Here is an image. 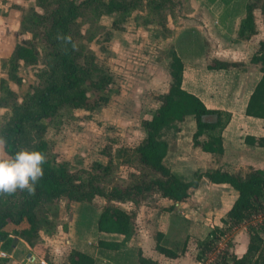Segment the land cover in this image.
<instances>
[{
	"label": "trees",
	"instance_id": "16d2710c",
	"mask_svg": "<svg viewBox=\"0 0 264 264\" xmlns=\"http://www.w3.org/2000/svg\"><path fill=\"white\" fill-rule=\"evenodd\" d=\"M143 1L35 0L41 10L30 8L23 12L20 29L43 37L49 60L46 63L43 84L22 102L17 101L14 93L4 84L5 80L0 79L1 89L9 95L7 98L4 96L3 100L6 102H1V105L9 102L12 107L10 117L0 125V136L6 140L3 148L6 158L22 148H27L43 152L46 160L42 165L44 175L36 183L33 192L29 193L26 189H17L12 193L0 192L2 247L11 242L14 236L23 239L29 246H34L38 242L41 229L45 233H53L56 224L52 222L53 218H49V213L56 214V201L61 197H67L71 201L90 202L99 195L105 200L96 220L97 230L123 235L119 242L97 240L96 247L100 255L106 258V264H157L143 256L140 250L135 260L131 258L132 252L126 248V242L133 235L132 213L116 203L129 201L140 204L142 198H150L153 194L167 198L172 203L186 202L206 179L214 184H224L235 192L234 202L221 218L223 223H227V227L236 226L253 212L264 209V173L241 179L218 170H198L191 179L185 180L164 164L163 159L169 150L167 133L171 132L173 136L181 130V124L188 117L192 118L195 127L192 146L212 154L216 159L223 154L221 137L212 134L220 126V111L207 108L196 95L182 88L183 63L173 48L169 51L170 81L167 90L158 95V105L150 117L141 121L144 136L132 150L134 162L141 169L152 172L153 176L147 179L139 176L128 185H113L105 190L98 181L110 172V163L95 162L93 170L84 176L80 171H73L67 162L52 161L49 157L45 138L48 126L58 122L64 109H92L106 101V97L100 92L112 80L108 72L99 68L92 57L82 51L83 44L77 40L81 36L78 30L81 21L89 23L90 36L95 34L97 20L102 14L112 15V26L122 28L127 17L135 9L143 7ZM145 2L150 18L144 20L163 24L164 11L170 0ZM256 9L260 10L264 25V0H248L245 13L238 24V39H248L258 32ZM37 53L36 47L30 41L16 44L8 58V74L16 75L20 61L26 64L36 62ZM250 62L258 65L261 75L249 95L245 114L264 119V38L250 56ZM237 65L236 62L221 61L217 62L216 67L229 68ZM91 92L96 94L95 98H90ZM245 141L264 144V138L246 137ZM52 205V211L47 212L46 209ZM43 210L46 213L42 214ZM214 229L221 231L218 226ZM209 233L212 235L216 232ZM161 237V234L156 235L155 249L168 257L179 255L176 249L161 243ZM248 238L246 250L241 256L224 253L217 260V264H264V237L259 231L251 229ZM201 244L210 250L213 239L202 240ZM105 251L119 254L113 260ZM67 261L68 264H98V259L93 255L77 249L69 251Z\"/></svg>",
	"mask_w": 264,
	"mask_h": 264
},
{
	"label": "rangeland",
	"instance_id": "374dc122",
	"mask_svg": "<svg viewBox=\"0 0 264 264\" xmlns=\"http://www.w3.org/2000/svg\"><path fill=\"white\" fill-rule=\"evenodd\" d=\"M30 8L41 10L35 0H0V79L5 80L4 84L14 93L18 102H22L41 87L44 82V71L47 68L46 63L49 60L48 48L43 37L32 35L29 30L20 29V18L23 12ZM199 13L200 8L194 0H170L164 11L163 24L147 22L144 19L150 16L147 14L144 0L143 7L135 9L124 21L122 28L112 26V15L102 14L97 20L98 27L95 29V34L90 36L89 23L81 21L78 26L81 36L77 40L83 44L82 51L90 55L99 68L108 72L112 80L107 88L100 92L106 97V101L92 109H64L58 122L48 126L45 138L51 160L67 162L73 171H80L84 176L93 170L95 162L110 163L112 166L110 172L98 181L105 190L113 185H128L139 176H143V179L153 176L152 172L141 169L134 162L132 150L144 136L141 121L150 117L158 105V95L167 90L170 81L169 51L175 47L179 53H189L183 52L180 42L183 38L192 36L196 30L193 21L196 19L194 16ZM261 18L260 10L256 9L258 39L264 38ZM204 29L207 30L206 27ZM29 41L37 49V61L29 64L20 61L16 75H9L8 58L11 50L16 44H25ZM184 46L189 47L191 43H185ZM237 52L239 53L237 56H240L242 48ZM248 61L250 57L245 59L244 63ZM242 63L241 61L240 64ZM89 95L90 98L96 97L93 92ZM4 96L9 97L0 87V125L12 114L9 102L1 105V102L5 101ZM194 128L192 118L188 117L181 124V130L173 136L171 132L166 135L169 141L166 162L170 163L171 159L174 169L183 178H190L192 173L198 170L205 171L198 163L192 162V158H196L195 154L201 152L199 148L192 146ZM182 144L187 145V149L183 150V157L175 158L177 146ZM6 157L4 149H0V158ZM199 188L184 204H180L178 211L167 221L170 225L163 239L164 243L181 252L188 262L186 264H217V260H220L224 253L241 256L246 250L251 229L258 230L264 237V209L253 212L236 226L227 227V223L221 221L226 213L227 201L221 200V194L225 192L205 179ZM142 199L140 204L129 201L116 204L132 213L133 233L151 234L155 238L156 233L161 229L157 221L153 223L150 221L149 210L158 197L153 194L150 198ZM70 201L67 197L59 198L56 201V214L49 213V218H53L52 222L56 225L63 222L61 218L64 216L71 217L73 221L74 219L77 222L81 221L77 225L80 227L77 231L78 237L86 241L87 237L91 236L90 240H95L92 230L96 229L97 216L94 215L95 211L105 204V200L96 195L89 203H79L74 207L69 205ZM160 204L163 206L166 203L161 201ZM140 205L143 211L138 215ZM53 207L54 205L48 207L46 211L51 212ZM44 213L46 212L43 210L42 214ZM157 214L159 213H155V216ZM215 226L221 231H215ZM66 227L67 225L64 229H67ZM210 231L216 233L211 235ZM41 234L52 233H45L42 229L39 231L38 242L34 245L37 248L31 246L35 248L34 253L40 258L42 256L48 258L52 255L51 258L54 259L52 264H65L71 247L69 248L63 239L60 245L56 243L58 246L52 253V241H45ZM207 238L213 239L210 250L201 244L202 240ZM132 242L133 245L129 247L133 248L130 255L135 260L140 249L134 240ZM13 244L11 240L5 247H0L2 250L5 248L10 251ZM22 251L17 249L12 256L5 253L4 258L0 255L2 258L0 261H3L2 264H21L20 261L25 258V251ZM28 263L30 264V261Z\"/></svg>",
	"mask_w": 264,
	"mask_h": 264
},
{
	"label": "crops",
	"instance_id": "0c3cea01",
	"mask_svg": "<svg viewBox=\"0 0 264 264\" xmlns=\"http://www.w3.org/2000/svg\"><path fill=\"white\" fill-rule=\"evenodd\" d=\"M194 1L197 7L200 8V13L194 16V19H196L193 21L195 22L194 28L196 30H194L192 36L183 38L180 42L182 43L180 45L183 46V52L187 51L189 53H179L176 51L175 47L173 49L183 63L182 88L196 95L207 108L220 111V126L216 128L212 134L221 137L223 154L216 159L212 154L201 151L195 154L196 158H192V162L194 164L198 163L199 167L203 170L210 168L211 170L226 172L241 179H245L252 174L260 175L264 173V144H259L257 142L249 143L245 141V138H264V119L246 115L245 107L249 95L261 74L258 65L250 61L244 63V60L247 58L249 59L257 50L258 43L261 39L257 38V36H259V30L248 39H238L236 37L238 24L245 13V5L248 0ZM205 27L207 30L204 29ZM188 42L191 43V46L185 47L184 44ZM240 48H242L241 55L237 56L239 54L237 51L240 50ZM213 60L214 62H212ZM221 61L236 62L238 65L229 68L216 67L217 62ZM241 61L244 64H240ZM178 135H180V133H178ZM185 148L187 149V145L185 144L177 146L175 158L183 157V150ZM168 154L169 150L163 159L164 164L168 166L172 172L181 177V174L174 169L171 159L169 158L170 163L166 162L168 160ZM207 160H209V162ZM193 174L194 172L190 178H181L189 180L192 178ZM205 181L208 180L205 179ZM215 185L225 192L221 194V200L227 201L225 209L227 212L236 198L235 192L227 188L224 184ZM161 201H164L166 204L162 206L160 204ZM79 203L89 202L70 201L69 205L74 207ZM154 203V206L149 210V215L152 223L153 221H157L160 225L161 230L157 232L156 235L161 234L162 237L160 242L174 248L163 242L167 228L169 229L168 226L170 225L167 224V221L178 211L180 204H184L185 202L172 203L171 200L167 198L158 197V200ZM159 206H161L160 209ZM139 209L138 215H141L143 211L142 205L139 206ZM100 210L101 209L98 208V210L95 211V217H98ZM155 213L159 214L155 216ZM61 219L63 222L56 225L54 233L51 235L41 234V237L45 241H52V253L55 252L58 246L56 243L58 242L60 245L61 241L64 239V242L67 243L69 248L71 247V250L77 249L89 253L98 259V264H106V258L100 255L96 247L97 240L103 239L119 242L123 239L122 234L100 232L96 228L92 230L96 239L90 240L91 236H88V239L83 241V239L78 237L77 233L80 228L77 225L81 221L77 222L75 219L73 221L69 216H64V218ZM64 225H67V229H64ZM156 235L155 238H153L151 234L143 235L139 233L137 235L133 233L126 242V248L132 251L133 248L129 247L133 245L132 241L134 240L142 255L156 261L157 264L188 263L179 251V255L176 257H168L158 252L155 249ZM12 240L14 246L10 251L5 248L2 250L1 242L0 251H4L8 256H12L17 249L23 250L22 252L25 251V258L20 261L21 264H29L28 261H30V264H52V260L54 259L51 258V254L48 258L45 256L40 258L33 251V249L37 248L36 246H33L35 248H31V246L19 237L14 236ZM31 249L32 251H29ZM38 252L37 249V253ZM104 253L109 254L113 260L114 257L119 254L115 251H105ZM65 264H68V261Z\"/></svg>",
	"mask_w": 264,
	"mask_h": 264
},
{
	"label": "clouds",
	"instance_id": "9594fccd",
	"mask_svg": "<svg viewBox=\"0 0 264 264\" xmlns=\"http://www.w3.org/2000/svg\"><path fill=\"white\" fill-rule=\"evenodd\" d=\"M5 145V138L0 136V149ZM45 160L43 152L27 148L16 151L10 158H0V192L12 193L17 189L33 192L44 175Z\"/></svg>",
	"mask_w": 264,
	"mask_h": 264
},
{
	"label": "built area",
	"instance_id": "2783aa9c",
	"mask_svg": "<svg viewBox=\"0 0 264 264\" xmlns=\"http://www.w3.org/2000/svg\"><path fill=\"white\" fill-rule=\"evenodd\" d=\"M258 231V230H257ZM0 255H2L3 257L6 255L5 252L1 251Z\"/></svg>",
	"mask_w": 264,
	"mask_h": 264
}]
</instances>
